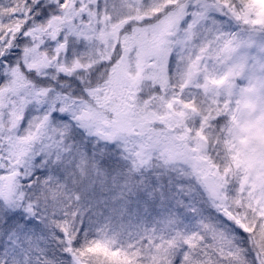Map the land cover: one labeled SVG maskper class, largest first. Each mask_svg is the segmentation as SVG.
<instances>
[{
    "label": "snow or ice",
    "instance_id": "obj_1",
    "mask_svg": "<svg viewBox=\"0 0 264 264\" xmlns=\"http://www.w3.org/2000/svg\"><path fill=\"white\" fill-rule=\"evenodd\" d=\"M0 264H264V0H0Z\"/></svg>",
    "mask_w": 264,
    "mask_h": 264
}]
</instances>
